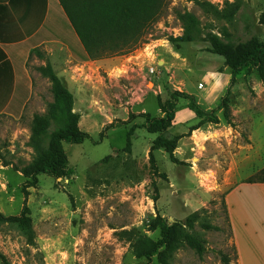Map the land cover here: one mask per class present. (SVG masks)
Returning a JSON list of instances; mask_svg holds the SVG:
<instances>
[{
    "label": "rangeland",
    "instance_id": "1",
    "mask_svg": "<svg viewBox=\"0 0 264 264\" xmlns=\"http://www.w3.org/2000/svg\"><path fill=\"white\" fill-rule=\"evenodd\" d=\"M226 1L237 0H165L162 13L135 48H145L147 58L141 66L146 72L149 66H158L157 77H147L135 86L121 75L117 86L100 70L93 83L85 81L89 90L84 102L77 99L75 112L79 128L89 138L64 144L71 174L41 173L33 186L26 187L27 178L20 169L34 156L28 144L31 120L34 114H44L52 101L49 81L31 58L30 71L35 80L40 79L37 96L21 118L0 115V213L18 215L26 205L34 234L28 242L16 226L0 224V251L10 264H159L156 256L136 258L118 232L136 228L156 240L158 230L149 229L151 217L159 214L172 223L195 211L199 218L193 232L205 251L199 256L183 243L174 252L172 264H236L224 194L232 177L233 157L239 161L264 149V82L254 71L244 70L231 83L224 59L207 51L205 41L177 45L169 41L182 32L177 11H189L199 19L204 35L216 33L234 44L252 38L264 42V25L259 21L264 0H238L239 9L230 21L214 17L200 5L209 2L222 9ZM223 31L227 36H221ZM40 55L41 61L49 63ZM115 56L122 55L109 57ZM211 83L214 102L210 107L215 108L226 95L231 125L221 109L218 124L193 129L199 119L192 111L191 119L190 111L181 110L186 100L179 98L177 123L163 134L180 135L181 125H188V133L181 134L174 150L176 161L162 149H151L157 134L142 127V115L159 114L157 97L162 101L168 97L167 85L198 94ZM139 105L145 113H136Z\"/></svg>",
    "mask_w": 264,
    "mask_h": 264
},
{
    "label": "trees",
    "instance_id": "2",
    "mask_svg": "<svg viewBox=\"0 0 264 264\" xmlns=\"http://www.w3.org/2000/svg\"><path fill=\"white\" fill-rule=\"evenodd\" d=\"M83 49L91 60H98L114 55H123L137 48L146 29L158 18L165 7V0H59ZM205 12L216 18L230 21L237 10L239 2L226 1L222 9H217L209 2L200 3ZM182 32L179 36H170L169 41L179 43H194L205 41L207 51L224 59L229 68L231 79L242 71L252 70L264 82V42L252 38L243 43L223 41L216 33L203 34L199 19L189 11H177ZM259 21L264 25V13ZM221 36H227L221 32ZM40 53L38 50H34ZM40 74L47 78L50 84L52 101L48 103L44 114H34L30 125L28 144L34 152L32 160L20 172L27 178L26 187L33 186L37 175L41 173L56 177L67 176L71 171L67 168V155L64 144H80L89 138V134L79 128V115L74 109V98L69 89L62 83L49 63L37 68ZM167 85L168 97L162 101L157 97V105L161 117L142 115V127L151 134H157L152 141L151 149H162L172 162L176 161L174 150L182 135L164 136L172 126L179 98L186 100L187 108L199 119L193 129L203 124H218L217 111L223 110V115L231 125L230 108L227 96L211 110L204 109L196 97L184 91L170 89ZM102 136V132H100ZM129 146V141H128ZM245 182H264V168L244 180ZM29 208L24 205L18 215L4 216L0 213V224H11L20 229L28 242L33 241L34 234L31 225ZM199 218L197 211L189 214L183 221L168 223L165 218L156 214L149 220V229L158 230L159 237L150 239L138 229L121 230L118 236L126 240L132 254L136 258L156 256L159 264H172L174 252L185 243L199 256L205 248L193 232ZM213 228L219 229L217 226ZM227 261V260H226ZM0 264H10L7 257L0 251Z\"/></svg>",
    "mask_w": 264,
    "mask_h": 264
},
{
    "label": "crops",
    "instance_id": "3",
    "mask_svg": "<svg viewBox=\"0 0 264 264\" xmlns=\"http://www.w3.org/2000/svg\"><path fill=\"white\" fill-rule=\"evenodd\" d=\"M68 21L59 0H0V115L21 118L33 96H37L40 79L35 80L29 63L32 57L38 66L45 65V61H41L34 50L47 58L59 79L72 93L74 111L77 99L80 103L89 90L84 86L85 81L93 83L99 77L100 70L107 72L110 75L108 81L117 86V77L121 75L127 78L125 82L135 86L152 77L141 66L147 58L145 48L122 56L91 60ZM58 57L61 60H57ZM57 62L59 65H55ZM163 62L165 70L167 64ZM226 77L230 79L231 75L226 74ZM154 85L160 88L159 83ZM172 86L175 88V84ZM212 89L211 83L205 90L198 89V94L188 89L186 92L194 95L198 103L209 110L214 102ZM141 105L138 106L141 110L136 113H145ZM181 110L190 111L186 103ZM161 116L159 110L156 117ZM177 118L178 111L175 112L173 125L177 123ZM181 126L180 135L188 133V125ZM263 150H257L254 156H243L239 161L235 160L236 155L233 157L232 177L224 194L236 264H264V182L244 181L264 168ZM243 167L248 171L243 173Z\"/></svg>",
    "mask_w": 264,
    "mask_h": 264
},
{
    "label": "built area",
    "instance_id": "4",
    "mask_svg": "<svg viewBox=\"0 0 264 264\" xmlns=\"http://www.w3.org/2000/svg\"><path fill=\"white\" fill-rule=\"evenodd\" d=\"M147 73L149 76H157V66H149L147 69Z\"/></svg>",
    "mask_w": 264,
    "mask_h": 264
},
{
    "label": "water",
    "instance_id": "5",
    "mask_svg": "<svg viewBox=\"0 0 264 264\" xmlns=\"http://www.w3.org/2000/svg\"><path fill=\"white\" fill-rule=\"evenodd\" d=\"M174 222V221H173Z\"/></svg>",
    "mask_w": 264,
    "mask_h": 264
}]
</instances>
